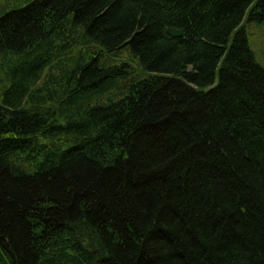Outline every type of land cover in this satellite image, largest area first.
Instances as JSON below:
<instances>
[{
    "label": "trees",
    "instance_id": "obj_1",
    "mask_svg": "<svg viewBox=\"0 0 264 264\" xmlns=\"http://www.w3.org/2000/svg\"><path fill=\"white\" fill-rule=\"evenodd\" d=\"M251 23L264 0H0V264H264Z\"/></svg>",
    "mask_w": 264,
    "mask_h": 264
},
{
    "label": "rangeland",
    "instance_id": "obj_2",
    "mask_svg": "<svg viewBox=\"0 0 264 264\" xmlns=\"http://www.w3.org/2000/svg\"><path fill=\"white\" fill-rule=\"evenodd\" d=\"M248 29L250 47L257 62L264 68V24L251 23Z\"/></svg>",
    "mask_w": 264,
    "mask_h": 264
},
{
    "label": "water",
    "instance_id": "obj_3",
    "mask_svg": "<svg viewBox=\"0 0 264 264\" xmlns=\"http://www.w3.org/2000/svg\"><path fill=\"white\" fill-rule=\"evenodd\" d=\"M167 33L173 38H180L183 36L181 31L175 29H168Z\"/></svg>",
    "mask_w": 264,
    "mask_h": 264
}]
</instances>
